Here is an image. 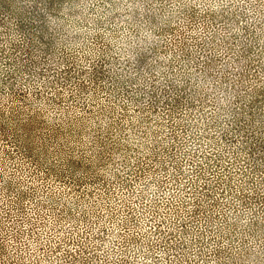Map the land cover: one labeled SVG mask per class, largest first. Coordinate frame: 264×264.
<instances>
[{
	"label": "rangeland",
	"instance_id": "1",
	"mask_svg": "<svg viewBox=\"0 0 264 264\" xmlns=\"http://www.w3.org/2000/svg\"><path fill=\"white\" fill-rule=\"evenodd\" d=\"M5 1L0 264H264V0Z\"/></svg>",
	"mask_w": 264,
	"mask_h": 264
},
{
	"label": "trees",
	"instance_id": "2",
	"mask_svg": "<svg viewBox=\"0 0 264 264\" xmlns=\"http://www.w3.org/2000/svg\"><path fill=\"white\" fill-rule=\"evenodd\" d=\"M55 1L56 0H39L38 6H41V5L46 6V5H48V6L51 7L55 3ZM27 2H29V1L27 0ZM0 4H2V7L0 8V22L2 23V25L7 24V22H9L11 24L15 23L16 27L19 30H20V28H23V27H26V26L29 27V25H33V24H31L32 22H30V20H28L29 21V23H28L26 20L20 18V14H18V12H16V5H14L12 7V9L10 10L11 6L8 4L7 1L0 0ZM5 4H6V6H5ZM21 4H24V3H21ZM13 11H15L16 14H14ZM36 23L41 25L43 23V21L42 22L39 21V22H36ZM44 25H45V23H44ZM1 51H3V50H1Z\"/></svg>",
	"mask_w": 264,
	"mask_h": 264
}]
</instances>
